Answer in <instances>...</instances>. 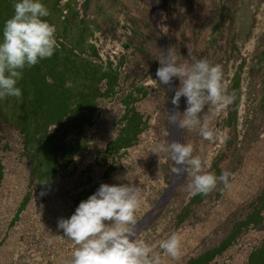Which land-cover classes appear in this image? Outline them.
<instances>
[{
    "label": "rangeland",
    "instance_id": "rangeland-1",
    "mask_svg": "<svg viewBox=\"0 0 264 264\" xmlns=\"http://www.w3.org/2000/svg\"><path fill=\"white\" fill-rule=\"evenodd\" d=\"M154 1L159 11L157 27L151 0H43L50 13L46 19L56 29L54 55L23 70L20 98L0 100V264H62L71 258L74 244L62 236L58 221L71 216L75 197L103 181L104 157L122 168L106 183H127L124 178L129 174L140 191L137 238L163 255L159 242L173 232L180 234V258L164 257V264H264V0ZM15 2L0 0V29L13 15ZM83 26L89 35L84 36L85 43L80 40ZM162 38L166 50L181 62H191V49L192 56L219 65L228 93L234 76L240 91L221 112L206 108L202 114L219 133L214 141L181 130L182 142L192 144L207 171L230 174V188L218 182L208 194L193 195L190 177L183 175L173 193L153 209L178 176L170 153L153 152L157 145L172 142L168 124L172 95L169 85L156 80ZM91 44L102 62L112 60L117 66L118 85L124 92L98 101L100 119L92 128L85 127L78 135L67 125L59 134L70 144L69 152L74 151L69 157L73 162L64 161L44 196L32 183L30 203L12 225L32 177L21 126L29 121L32 130L37 128L42 106L45 118L52 114L61 118L80 102L79 92L86 93L90 85L94 88L96 82L84 79ZM173 79L176 89L179 79ZM135 86L147 92L136 105L148 117L147 125L136 145L115 155L106 147L121 128V99ZM185 108L181 97L176 111ZM82 142L87 146L84 151ZM220 248L228 249L220 252Z\"/></svg>",
    "mask_w": 264,
    "mask_h": 264
},
{
    "label": "clouds",
    "instance_id": "clouds-1",
    "mask_svg": "<svg viewBox=\"0 0 264 264\" xmlns=\"http://www.w3.org/2000/svg\"><path fill=\"white\" fill-rule=\"evenodd\" d=\"M49 10L43 0H16L14 13L0 29V100L5 97L20 98L22 89L18 82L23 70L33 67L41 60L51 58L57 47L56 29L46 18ZM191 62H181L168 49L158 59L160 66L156 80L170 85L173 78L179 79L171 103L179 108L181 97L185 98L183 112H169V126L180 130L198 132L206 141L219 137L210 127L207 108L221 112L233 102L223 80L222 69L206 58L192 56ZM170 153L178 175L190 177L189 190L193 195H206L216 188L218 182L230 188V174L219 176L206 170L205 162L194 155L191 143L174 140L167 145H157L153 152ZM116 179H120L117 177ZM127 183H102L87 199L82 200L69 218L58 221L63 237L72 241L71 258L62 264H164V257L178 260L182 252V239L173 232L159 242L155 249L143 239L137 238L136 213L141 206L140 191L129 179ZM44 195V193H41Z\"/></svg>",
    "mask_w": 264,
    "mask_h": 264
},
{
    "label": "trees",
    "instance_id": "trees-1",
    "mask_svg": "<svg viewBox=\"0 0 264 264\" xmlns=\"http://www.w3.org/2000/svg\"><path fill=\"white\" fill-rule=\"evenodd\" d=\"M80 36V40L84 41V43L85 41L87 42V39L84 36L89 35L88 30L85 26L81 28ZM88 46L90 48L92 58H96L97 60H99V62H95L90 59L91 56L88 58V51V63H86L87 66L85 65L84 79L86 82H96L94 88L91 89L92 85H90L86 93H84L83 91L79 92L78 95L80 96V102L78 104H75L69 113H64L61 118L58 117L56 114H52L51 118H45V114H43V109L45 108V106H42V108H38L42 109V119H37L35 121V123L38 125L37 128L34 127L32 130V127L29 126V121H24V123L27 124L25 125V127L20 125L21 131H23V134L26 139L25 147L30 155L32 177L30 180L29 188L26 194L24 195L23 200L20 203V206L11 221L12 225L19 221L21 214L25 211L27 205L30 203L33 193V190L30 187L32 183L34 182L36 189H38L41 193H44L45 195V193H47V191L50 189L51 184L54 181L58 171H60V166L64 163V161L66 165H70L73 162V159L69 157L72 156L71 153L74 151L72 150L71 152H69V149H71L70 144L65 143L60 138L59 134H61V132L65 130L67 125H69L78 135H81L83 133L85 127L92 128L100 119V113L98 112V101L104 97L114 96L121 90L118 85L119 72L117 70V66H114L112 60H108V62L106 63L102 62L99 56V50L95 48V46L92 44ZM230 83L231 94L234 100L236 98L234 97L235 94L239 93L240 91L238 86L239 80L238 78L235 79L234 76ZM101 85H103L102 88ZM116 87L119 89L118 91L116 90ZM133 89L134 90H131L126 93L125 96H123L121 99L124 104V113L118 120V123L121 128L116 138L112 142H110L106 147V149L109 148L110 150H112V153L115 155L119 153H125L134 145H136L139 135L144 131L147 125L146 121L148 120V117H144V115L136 109V105L138 104V102L147 96L146 89H139L137 86H135ZM233 107L234 109L237 108L235 104L233 105ZM234 114H236V112H234ZM64 120H67L66 125L63 124ZM45 122H47L48 125L44 127V130L40 129L39 126H41ZM52 126L55 127L50 129V127ZM59 140L60 142L58 143ZM86 148V143L82 142V146L80 147V149L84 151V149ZM104 158V165L106 166V169L102 176L103 181L100 182L97 187H91L84 194H79L77 197H75V199L73 200V210L71 215L75 212L76 208L82 200H85L90 195H92L102 183H106V179L112 173L122 169L120 165L117 166L116 160L112 159L109 162L106 161V157ZM213 174L217 175L215 172ZM2 179L3 165L0 158V185ZM87 181H91L90 177L87 178ZM227 249L228 248H220V252L225 251ZM199 258H196L195 260ZM193 259H190L188 262H191ZM212 260L213 258H211L210 260L208 259L205 262L209 263V261Z\"/></svg>",
    "mask_w": 264,
    "mask_h": 264
},
{
    "label": "water",
    "instance_id": "water-1",
    "mask_svg": "<svg viewBox=\"0 0 264 264\" xmlns=\"http://www.w3.org/2000/svg\"><path fill=\"white\" fill-rule=\"evenodd\" d=\"M152 2V5L154 7V16H155V20H154V26L157 27V18H158V14H159V11L157 9V5L155 4V1L154 0H151ZM161 44H162V47H163V52H166V47H165V40L164 38H162V41H161ZM174 79L172 81V83L169 85V89H170V92H171V95L173 96L174 95V90H175V86H174ZM171 111H176V107L174 105H172V110ZM170 137H171V141H174V140H177V141H180L182 142V133H181V130L178 129L176 126H171L170 125ZM183 178V175H178L176 177V179L174 180V182L172 183V185L168 188V190L163 194V196L160 198V200L157 202V204H155V206L153 207V209H155L163 200L167 199L172 193L173 191L175 190V188L177 187V185L180 183L181 179ZM146 220V218H145ZM143 220V222L145 221Z\"/></svg>",
    "mask_w": 264,
    "mask_h": 264
}]
</instances>
